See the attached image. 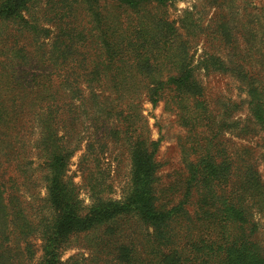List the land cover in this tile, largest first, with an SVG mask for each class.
Returning a JSON list of instances; mask_svg holds the SVG:
<instances>
[{"label": "trees", "instance_id": "1", "mask_svg": "<svg viewBox=\"0 0 264 264\" xmlns=\"http://www.w3.org/2000/svg\"><path fill=\"white\" fill-rule=\"evenodd\" d=\"M173 1L0 0V264H264L257 152L225 139L264 134V6L202 0L172 19ZM201 43L224 54L196 59ZM200 71L234 78L246 99H210ZM146 100L186 130L162 191ZM111 144L129 152L127 188L115 199L91 181L85 205L71 160L85 147L98 165Z\"/></svg>", "mask_w": 264, "mask_h": 264}, {"label": "rangeland", "instance_id": "2", "mask_svg": "<svg viewBox=\"0 0 264 264\" xmlns=\"http://www.w3.org/2000/svg\"><path fill=\"white\" fill-rule=\"evenodd\" d=\"M255 4L259 7L261 5L264 6V0H255ZM194 5H198L200 9L202 0H174L168 12L172 19H178L184 10ZM262 12L264 14V10ZM204 18L207 19V13L206 17L204 15ZM204 51L224 54V51L217 45L212 47L209 44L201 43L197 49L196 59H198ZM198 76L204 84L209 98L212 100H220L222 103H228L230 100L243 101L246 99L245 94L240 91L239 82L228 75L206 74L200 71L198 72ZM142 109L148 122L147 125L151 140L159 142L157 160L161 164V169L159 172L160 181L158 185L162 191L169 188L174 181L180 177L177 172L183 169V167L181 164L178 142L179 139L186 134V130L179 125L176 115L165 109L164 103L153 106L151 102L146 100L142 104ZM237 116L242 119L248 117V108L246 104H242V108L237 113ZM254 128L259 129L258 127ZM253 135L254 136L246 140H240L233 138V136L228 133L225 135V139L229 140L231 138L232 141L238 142V144L255 147L257 158L260 163V171L264 178V134L261 132L257 133L256 131ZM85 151L86 149L83 147L74 155L68 172V175L78 186L80 197L85 205L90 204L88 185L91 181L94 182L98 179H103V181H106V183L110 185L112 190V192H110V197L119 199L124 189L127 188L130 179V159L126 146L111 144L107 153L100 159L98 165L94 163L92 159L83 157ZM97 166L99 167L97 168ZM36 177H40V174H37ZM36 185V189L28 193L25 200L27 204L31 205L28 206L29 209L33 205L35 208L39 209V206L42 204L41 200L46 195L44 184L40 182ZM258 221L260 225V235L264 240V218H258ZM32 243L36 249L39 248L40 241L37 240V238H33ZM83 243L81 239L73 242L72 247L67 248L63 253V259L83 252L84 250L81 248L84 246ZM40 254L41 253H38V255Z\"/></svg>", "mask_w": 264, "mask_h": 264}]
</instances>
